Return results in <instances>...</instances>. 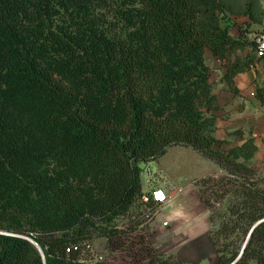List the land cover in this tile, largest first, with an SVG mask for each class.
Wrapping results in <instances>:
<instances>
[{
    "label": "trees",
    "instance_id": "obj_1",
    "mask_svg": "<svg viewBox=\"0 0 264 264\" xmlns=\"http://www.w3.org/2000/svg\"><path fill=\"white\" fill-rule=\"evenodd\" d=\"M226 0H0V264H195L158 253L140 233L159 203L142 200L141 164L182 145L221 175L194 181L209 209L214 264H264V186L254 139L215 138L214 84L255 63V43ZM249 49L250 54L239 53ZM260 59H264V54ZM264 104V87H257ZM233 133H242L236 130ZM135 242L138 257L95 256ZM32 239L39 249L27 238ZM149 244V245H148ZM87 245L89 247H87ZM144 253V254H143ZM82 258L86 262H82Z\"/></svg>",
    "mask_w": 264,
    "mask_h": 264
},
{
    "label": "rangeland",
    "instance_id": "obj_2",
    "mask_svg": "<svg viewBox=\"0 0 264 264\" xmlns=\"http://www.w3.org/2000/svg\"><path fill=\"white\" fill-rule=\"evenodd\" d=\"M229 3H235V9L240 10L245 2H252L255 8V16L259 18V22H254L249 16L224 14L222 20H229L231 25L241 27L248 35L253 33L255 28L261 26L264 22V0H226ZM238 27H236L238 29ZM259 29V28H257ZM251 38V36H250ZM196 157V156H194ZM195 162L189 158H182L181 167L175 176L165 174V182H170V188L177 187L181 189L176 199H173L172 207L168 211H160L158 209L157 219L155 221V232L153 238L157 241L160 250L170 251L179 258L195 264H214L217 260V253L212 248L207 238L208 229L212 224L209 220V209L198 199L196 187L190 180L200 178L208 173L212 164L203 162L204 160L197 158ZM206 161V160H205ZM145 164H141L142 169ZM147 165L153 172L156 165L153 161ZM144 170L141 172L140 178L144 180ZM260 181V179H259ZM263 186L264 182L260 181ZM164 190L169 189L166 183L161 184ZM143 188H145L143 186ZM161 204H159L160 207ZM166 222L165 225L162 222ZM168 224V225H167ZM150 223L140 231L146 241L150 243V235L152 227ZM132 242L125 243V246L119 248H106V240L97 238L93 241L94 255L102 257L103 260L110 262H123L131 259H147V257H138L140 251L135 242L139 240L138 234H131ZM149 245V244H148ZM151 245V243H150ZM153 247V246H152ZM155 250V249H154ZM156 251V250H155ZM157 252V251H156ZM159 253V252H158ZM144 254V253H143ZM167 254V253H164ZM170 254V253H168ZM142 255V254H141ZM178 259V258H177Z\"/></svg>",
    "mask_w": 264,
    "mask_h": 264
},
{
    "label": "crops",
    "instance_id": "obj_3",
    "mask_svg": "<svg viewBox=\"0 0 264 264\" xmlns=\"http://www.w3.org/2000/svg\"><path fill=\"white\" fill-rule=\"evenodd\" d=\"M262 26L263 24L257 28L260 29ZM236 27L238 26L235 25L231 28L232 34L237 32ZM257 28H255V30H258ZM246 35L248 38H250L251 33L249 35L246 33ZM239 54L241 56H245L250 54V50L244 49ZM204 57L207 65L210 68V80L213 81L214 84L215 102L219 107L215 112L216 129L214 131L215 138L222 140V144L219 147L227 150L230 147L241 144L247 137H252L254 139L256 150L252 157L251 163L257 170L258 179L264 182V104H261L255 95L257 87H264V59L256 57L254 66L233 76L232 81L233 86L236 88L235 92L222 78L223 74L225 73V68L220 60L213 56L207 49L204 51ZM236 130H240L242 133H233ZM182 158H189L190 161L195 163L197 158L204 160L203 162H210L212 164L211 170L208 173L202 175V177L211 174L217 176L222 174V170L215 163L203 157L196 150L182 145H173L168 147L166 152L153 162L155 163L156 168H160L163 172H165V174H167V176L171 175L174 177L181 167ZM200 178H193L190 181L194 183L196 179ZM160 183H166V185H168L169 189L167 190L170 191L169 193L171 196L165 202L161 203L159 212L168 211L173 205V199H176L178 194L181 193V189L177 187L170 188L169 181ZM157 215L158 212L155 214L153 220L150 223L153 225V231L149 237L151 245L159 253H170L176 258L181 259L179 258L180 256H177L170 251H164L158 248L157 241H155L153 238ZM215 225L216 223H212L209 229L215 227Z\"/></svg>",
    "mask_w": 264,
    "mask_h": 264
},
{
    "label": "built area",
    "instance_id": "obj_4",
    "mask_svg": "<svg viewBox=\"0 0 264 264\" xmlns=\"http://www.w3.org/2000/svg\"><path fill=\"white\" fill-rule=\"evenodd\" d=\"M251 40L255 43V57L260 58L264 54V22L262 28L254 31L251 34ZM144 180H143V194L142 200L144 202H148L150 199L161 204L165 202L171 195L169 190H164L160 182H165L164 172L160 168H156L155 172L151 170V168L145 164L144 168ZM142 184V181H141ZM142 186V187H143ZM163 225L166 222L162 223ZM87 247H89L87 245ZM82 262H86L85 258H82Z\"/></svg>",
    "mask_w": 264,
    "mask_h": 264
},
{
    "label": "water",
    "instance_id": "obj_5",
    "mask_svg": "<svg viewBox=\"0 0 264 264\" xmlns=\"http://www.w3.org/2000/svg\"><path fill=\"white\" fill-rule=\"evenodd\" d=\"M256 224H257V223H255V224L251 227L250 231L248 232V235H247L246 240L244 241V243H243V245H242V248H241V250H240V252H239V255L241 254L242 249H243L245 243L247 242V240H248V238H249V234H250L252 228H253ZM0 234H8V233L3 232V231H0ZM22 237H24V236H22ZM24 238H27V237H24ZM27 239H28L30 242H32V243H33V244L39 249L40 253L42 254V251H41L40 247L38 246V244H37L36 242H34L32 239H30V238H27ZM239 255L237 256V258L239 257ZM237 258H236V259H237ZM236 259H235V260H236ZM235 260H234L233 262H235ZM233 262L230 263V264H233Z\"/></svg>",
    "mask_w": 264,
    "mask_h": 264
}]
</instances>
